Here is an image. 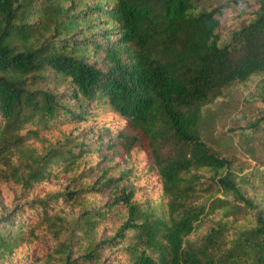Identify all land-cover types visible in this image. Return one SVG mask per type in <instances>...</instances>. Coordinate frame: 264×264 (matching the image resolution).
I'll return each mask as SVG.
<instances>
[{
  "label": "trees",
  "instance_id": "trees-1",
  "mask_svg": "<svg viewBox=\"0 0 264 264\" xmlns=\"http://www.w3.org/2000/svg\"><path fill=\"white\" fill-rule=\"evenodd\" d=\"M199 1L0 0V264H112V254L126 264H264V207L243 190L253 182L199 128L207 105L252 76L261 78L248 101L264 103V0L228 35L224 12L246 0ZM114 120L116 145L150 170L164 207L125 186L132 168L115 176L92 163L113 149L82 135ZM247 126L246 150L263 166L264 110ZM101 190L107 202L65 220L66 206ZM113 217V234L99 237Z\"/></svg>",
  "mask_w": 264,
  "mask_h": 264
},
{
  "label": "rangeland",
  "instance_id": "rangeland-1",
  "mask_svg": "<svg viewBox=\"0 0 264 264\" xmlns=\"http://www.w3.org/2000/svg\"><path fill=\"white\" fill-rule=\"evenodd\" d=\"M253 0L242 1L241 3L231 2V0H200L201 6L210 9L215 6L231 2L230 7L224 12L222 16V30L223 34L228 35L232 30H235L240 26L243 20L251 14ZM102 4V3H101ZM103 6V5H101ZM101 22V21H100ZM97 23V30H103V26ZM224 35V36H225ZM98 37H95L97 39ZM114 38V37H111ZM90 61H96L98 66L102 65V56H95ZM261 76H252V78L244 84L237 85L233 89L225 92L224 97L219 98L213 103L207 105L203 110V117L200 121L199 128L201 135L209 146L223 156L229 157L233 160V164L240 170V174H245L253 182L252 185H245L243 190L250 197L260 203L261 207H264V182L262 177L264 176V165L260 166L254 161L247 152L246 141L248 140V121L256 115V113L264 110V103L255 101L249 103L248 95L256 90V84L260 81ZM60 90L67 91V87L64 86ZM93 108V105L91 106ZM91 107H87L86 112L91 110ZM95 113L102 114V110L94 109ZM115 124L107 125V127L99 128L94 134L87 131L84 135V141L92 142L93 147H103L102 143H107L113 152H99L95 154L91 161L95 166H100L109 170L111 175L117 176L118 172L125 168H132V175L125 179V186L134 191L136 199L140 202H147L150 205L156 207H164L166 205V199L160 196L156 190L154 184V178L149 169L135 168V164L127 162L125 156L122 154L121 148L116 145L115 134L117 126L120 124L116 120ZM95 131V130H94ZM90 177L85 181L86 184H92L99 172L93 169L89 173ZM68 182H62L60 185L63 188ZM71 186L79 188V183H70ZM108 196L106 191L86 193L81 200V206H66L63 212V216L66 221H73L83 209L95 210L101 207L107 202ZM0 201L5 204L8 198L0 194ZM7 208L0 209V212H7ZM218 216H213L207 219L203 227L192 234L190 238L197 241L198 238L206 232L211 222L216 220ZM120 224L117 217L110 218L108 222L100 227L99 237L105 239L109 238L114 229ZM110 254V251H106L104 256ZM18 256V255H17ZM16 256V257H17ZM111 257L112 264H126V256L122 255ZM11 259V258H10ZM9 259L6 258L4 262ZM15 260V259H12ZM11 264L14 262L11 261Z\"/></svg>",
  "mask_w": 264,
  "mask_h": 264
}]
</instances>
